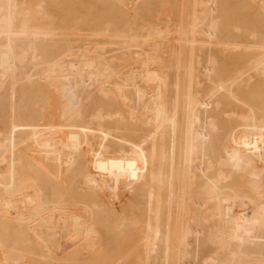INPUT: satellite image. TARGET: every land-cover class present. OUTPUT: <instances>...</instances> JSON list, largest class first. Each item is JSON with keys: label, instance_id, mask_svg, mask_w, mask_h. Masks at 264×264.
<instances>
[{"label": "bare ground", "instance_id": "obj_1", "mask_svg": "<svg viewBox=\"0 0 264 264\" xmlns=\"http://www.w3.org/2000/svg\"><path fill=\"white\" fill-rule=\"evenodd\" d=\"M160 1L0 0V264H264V0Z\"/></svg>", "mask_w": 264, "mask_h": 264}, {"label": "rangeland", "instance_id": "obj_2", "mask_svg": "<svg viewBox=\"0 0 264 264\" xmlns=\"http://www.w3.org/2000/svg\"><path fill=\"white\" fill-rule=\"evenodd\" d=\"M89 1H90V0H89ZM92 2H93V1L89 2L88 5H90V3H92ZM95 2H96V1H95ZM163 2H165V3H163ZM169 2L172 3V4H174V0H173V2L170 1V0H167V1H166V0H161L160 2H158V5H157V3H153V4H155V5H153V6H157V7H153V6L151 7V9H152V8H153V9L155 8V10H150V9H149L150 11L153 12V13H152V12L149 11L150 14H151V15H150V14H149V15L152 16L151 19H155V18H156V19H157V18L160 19L161 15H163V14H162L163 11H165V15H167V16H162L161 18H163V19H164L165 17H170L169 14L174 15V13H175L174 5H175V4H174L173 7H172V4H171V6H170V3H169ZM162 3H163V4H162ZM159 4H160V5H159ZM166 4H167V5H166ZM86 5H87V4H86ZM97 5H98V6H97ZM89 7H90V6H89ZM91 7L94 8L93 11H94L96 14H97V11L100 12V9H101V12H102L101 5H99L98 3H97L96 5H95V3H94V7H93V6H91ZM136 7L138 8V7H140V6L136 5ZM136 7H133V8H136ZM170 7H171V8H170ZM92 8H91V10H92ZM157 8H158V9H159V8H160V9L163 8V9H162V10L159 9L160 11L157 10V12H156V9H157ZM172 8H173V9H172ZM97 9H98V10H97ZM128 10H129L128 12L130 13L129 15H132V16H133L134 14H136V16L134 15L136 18L139 17V16H143V15H139V14L141 13V10L139 11V8L136 9V10H134V9H132V6L129 5V6H128ZM169 10H170V11H169ZM171 10H172V11L174 10V13H173ZM137 11H138L139 13H138ZM154 11L156 12V15H152V14H154ZM161 11H162V12H161ZM91 12H92V11H91ZM94 12H92V13H94ZM136 12H137V13H136ZM171 12H172V13H171ZM95 13H94V15H95ZM157 13H159V15H158ZM163 13H164V12H163ZM167 13H168V14H167ZM137 14H138V16H137ZM160 14H161V15H160ZM157 15L160 16V17H158ZM132 16H130V17H128V18H133ZM150 16H147V18H148V17L150 18ZM171 17H172V16H171ZM171 17H170V18H165V20H167V21L169 22V19H171ZM147 18H145V19H147ZM147 20H148V19H147ZM161 20H162V19H161ZM161 20H159V21H161ZM77 32H80V33H79V35H80V34H82L81 32H83V31H77ZM77 37H78V35H77ZM243 74H244V73H243ZM240 75H241V74H240ZM240 75H239V76H240ZM239 76H238V78H239ZM242 76H243V75H241V77H240L241 79H242ZM244 76L248 77L246 74H245ZM246 77H245V78H246ZM245 78H243V79H245ZM246 79H247V78H246ZM246 79H245V81H247ZM238 81H240V83H241V80H238ZM242 81H244V80H242ZM255 158H257V161H260V160H261L259 156H256V155H255ZM258 158H259L260 160H259ZM255 162H256V161H253V162L250 163L252 166L249 164V168H250V167L253 168V169L250 168V170L252 169V170H251L252 172L255 171V170L257 169V168H254V167H258V166H257V165H258V162H257V164H256ZM254 164H255V165H254ZM251 171H249V172H251ZM126 224H129V223H126ZM126 224H125V225H126ZM138 225H139V224H138ZM126 226H129V225H126ZM130 226H131V229L133 228L135 231H136L137 229H139L138 226H137V224H136L135 227H134V225H131V223H130ZM139 226H140V225H139ZM124 228H125V227H124ZM126 228H127V227H126ZM133 229L130 230V231H131L130 234L127 232V231H129L128 228H127L126 230H124V231H126V233H125V234L123 233V236L126 235V234L129 235V236H126V238H128V237H130V236H132V235H134V237L137 236L139 230L135 233V231H134ZM133 231H134V232H133ZM132 232H133V233H132ZM134 233H135V234H134ZM139 233H140V232H139ZM139 236H140V234H139ZM121 238H122V237H121ZM126 238H124V239L122 240L123 242L125 241V243H123V242L121 241V243H123L124 246H126V247H127V244H128V243H129V247H132V242L136 244V241L138 240V238L135 237L137 240H135V242H134L133 240H134L135 238H133V236H132V237H130V238H132L133 240H132V239H129V240H131V241L129 242ZM127 241H128V242H127ZM121 243H120V244H121ZM130 243H131V244H130ZM137 244H138V241H137ZM120 247H121V245H120ZM129 247H127V248L129 249ZM133 247H134V246H133ZM136 247H137V246H136ZM124 248H125V247H124ZM124 248H123V246H122L121 249L123 250ZM131 249H132V248H131ZM135 250H136V248H133L132 250H130L131 252H128V254L126 255V257H127V256H130V255L133 253V251H135ZM125 251H127V249H126ZM123 252H124V251H123ZM124 253H125V252H124ZM129 253H130V254H129ZM134 253H135V252H134ZM125 254H126V253H125ZM133 255H134V254H133ZM133 255H132V256H133ZM128 258H129V257H128Z\"/></svg>", "mask_w": 264, "mask_h": 264}]
</instances>
